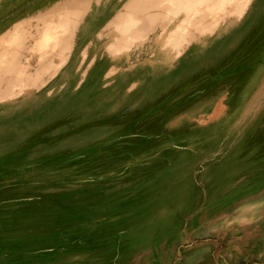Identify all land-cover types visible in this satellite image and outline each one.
<instances>
[{
    "label": "rangeland",
    "instance_id": "obj_1",
    "mask_svg": "<svg viewBox=\"0 0 264 264\" xmlns=\"http://www.w3.org/2000/svg\"><path fill=\"white\" fill-rule=\"evenodd\" d=\"M0 264H264V0H0Z\"/></svg>",
    "mask_w": 264,
    "mask_h": 264
},
{
    "label": "crops",
    "instance_id": "obj_2",
    "mask_svg": "<svg viewBox=\"0 0 264 264\" xmlns=\"http://www.w3.org/2000/svg\"><path fill=\"white\" fill-rule=\"evenodd\" d=\"M186 24H187V23H186ZM185 27H186V25H185ZM180 29H181V28H180ZM180 29H179V30H180Z\"/></svg>",
    "mask_w": 264,
    "mask_h": 264
}]
</instances>
